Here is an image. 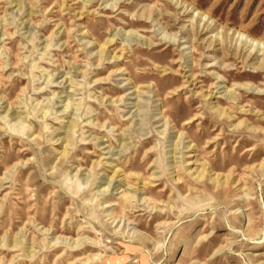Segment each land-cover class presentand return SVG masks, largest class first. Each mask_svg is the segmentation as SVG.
Segmentation results:
<instances>
[{"label": "rangeland", "instance_id": "1", "mask_svg": "<svg viewBox=\"0 0 264 264\" xmlns=\"http://www.w3.org/2000/svg\"><path fill=\"white\" fill-rule=\"evenodd\" d=\"M241 33L264 43V0H0V264H264Z\"/></svg>", "mask_w": 264, "mask_h": 264}, {"label": "bare ground", "instance_id": "2", "mask_svg": "<svg viewBox=\"0 0 264 264\" xmlns=\"http://www.w3.org/2000/svg\"><path fill=\"white\" fill-rule=\"evenodd\" d=\"M197 13V12H196ZM204 17H206V16H203V19H204ZM239 37L244 41V44L245 45H249L250 47H255V46H262V48H264V43L262 42H259V41H257V40H255V39H253V38H251V37H249L248 35H246V34H243V33H241V34H239ZM172 42H176V41H172ZM220 78L221 77H219L218 75L216 76V79H219L220 80ZM95 80V79H94ZM98 80V79H97ZM262 92H264L263 90H260V89H258L257 87H254V94H260V93H262ZM2 97V96H1ZM237 99H238V97H237ZM162 116V115H161ZM163 117H160V119H162ZM194 118V117H193ZM192 119V118H191ZM189 122V121H188ZM68 129H70V126H69V128ZM24 130H25V127H21V129L20 130H18V131H20V133H24ZM162 133V132H161ZM260 135L259 134H257V135H255L254 134V137H259ZM65 142L67 143V144H69V142H68V139H67V141H66V139H65ZM179 143H177V144H175V148L176 147H179ZM63 146V145H62ZM188 147H190V146H188ZM255 148L256 147H254V150H255ZM251 148H248L247 150H250ZM149 151V150H148ZM68 150H67V145L65 144L64 146H63V149L61 150V153H60V157H65V156H67L68 155ZM262 159H264V157L262 158ZM24 163V162H23ZM263 164V162L261 161V162H259V163H257L256 165H254V169H257V168H259L258 170H260V168H261V165ZM264 165V164H263ZM174 168V167H173ZM262 170V169H261ZM113 171V170H112ZM114 171H116V170H114ZM176 172L175 173V177L177 176V178L175 179V180H179V173L177 172V170H173V172ZM197 171V170H196ZM120 173V172H119ZM230 174H233V172H231ZM198 175H200V174H198ZM198 175H196V176H198ZM122 176V175H121ZM211 177V176H210ZM182 178V177H181ZM109 179H111V178H109ZM210 180H212V179H210ZM75 184H76V182H75ZM110 184H111V182H109L108 183V186L106 187V190L105 189H103L102 191L104 192V191H107L108 190V188L110 187ZM125 184V183H124ZM215 186V188H218V186L217 185H214ZM221 186V185H220ZM223 186V185H222ZM225 187V186H224ZM72 188V187H71ZM74 188H75V185H74ZM222 191H223V193L224 194H226L227 192H229L228 190H225V189H222L221 190V193H222ZM123 191L122 190H120L118 193H122ZM222 193V194H223ZM122 196H124V200L122 201V202H120V203H118L117 205H120L119 206V209H120V211L119 212H122V211H126V209H136V208H138V201L139 200H133L132 198V196H127V195H125V193H123L122 194ZM140 201L142 202V201H144V199H140ZM144 204H146V203H144ZM115 204L114 203H111V202H107V203H105V208H111L112 206H114ZM164 206H166V205H164ZM144 207V210L145 209H147V208H149L150 209V212H152L155 208H154V206L153 207H147V206H143ZM137 210H141V209H137ZM146 211V210H145ZM234 213V212H233ZM107 216H109L110 218L109 219H112V222H114L115 221V219L117 218L115 215H113L112 213L111 214H107ZM125 216V215H124ZM247 224H248V226L251 224V222H250V219L248 218V222H247ZM79 225V224H78ZM58 239H56V241H57ZM76 241V242H75ZM74 241V245H72V244H70V245H72V248L73 249H78L79 247H82L81 245H82V243H83V239H77V240H75ZM92 243L94 242V240L93 241H91ZM95 244H99L98 242H94ZM85 247V246H84ZM72 250V249H71ZM70 255V254H69ZM85 257V256H84Z\"/></svg>", "mask_w": 264, "mask_h": 264}]
</instances>
